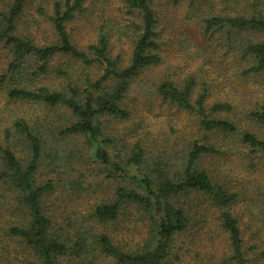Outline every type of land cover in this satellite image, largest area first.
<instances>
[{
    "label": "trees",
    "instance_id": "trees-1",
    "mask_svg": "<svg viewBox=\"0 0 264 264\" xmlns=\"http://www.w3.org/2000/svg\"><path fill=\"white\" fill-rule=\"evenodd\" d=\"M85 1H53L49 20L55 40L43 46L18 32V19L27 0L0 1V44L7 49L9 59L0 73V92L20 107V115L11 123L12 129L6 128L4 139H0V189L6 193L5 207L0 203V264H12L22 252L27 264H178V238L191 228L196 229L197 235L206 224L215 225L218 236L217 240H209L213 247L208 253L213 257L212 264H250L255 259L252 255L264 256V239L258 242L252 239L249 245L243 237L240 219L234 212L239 193L214 182L206 170L198 167L201 157L221 152L215 143H192L183 168L162 179L155 172H144L148 159L139 140L128 153L111 160L107 147L114 145V140L104 134L100 119L102 116L129 119L130 112L123 105L133 81L162 60L157 52L158 16L154 9L159 0H124L130 15L128 23L122 27L118 22H109L107 29L101 26L95 43L81 49L73 43L67 23L86 10ZM204 23L206 32L227 29L229 38L246 30L264 33V15L260 12L248 16L213 13L204 18ZM113 33L131 40V57L126 64L121 55L112 53ZM238 52L242 59L253 60L242 71L244 75L264 74V38L241 45ZM64 57L73 59L74 64L85 70L80 73L73 69V64L53 65L56 58ZM93 69L101 71L95 80L90 75ZM51 82H59V87ZM195 88L193 78L182 84L165 80L159 84L157 93L163 102L193 114L205 136L211 138L216 134L225 143L234 138L246 147L248 156L264 155V139L242 126L245 118L264 128V105L237 115L231 103L209 101L207 90L195 93ZM40 106H63L74 120L60 128H48L38 121L33 126L27 114ZM11 130L28 143L25 161L10 146ZM56 133L83 139L81 147L64 158L66 162L90 159L107 171L109 177L121 180L109 200L95 205L86 217L67 218L63 225L47 213L43 202L51 185L38 183L36 177L45 151L58 145ZM250 164L252 168L256 166ZM256 196L251 198L258 209L253 218L264 228V189L257 188ZM134 209L145 217L147 233L137 244L123 245L112 238L107 227ZM211 209L214 218L207 215ZM246 230L251 231V227L246 225ZM251 234L258 238V231ZM11 244L17 248L14 254ZM219 249L220 254L215 255Z\"/></svg>",
    "mask_w": 264,
    "mask_h": 264
},
{
    "label": "rangeland",
    "instance_id": "rangeland-1",
    "mask_svg": "<svg viewBox=\"0 0 264 264\" xmlns=\"http://www.w3.org/2000/svg\"><path fill=\"white\" fill-rule=\"evenodd\" d=\"M53 1L27 0L18 19L19 34L29 37L39 46L54 42L55 35L49 20ZM85 7L86 10L82 14L67 23L73 43L81 49L95 43L101 26L107 29L109 22H118L123 27L130 19L124 0H86ZM154 9L158 16L157 52L162 60L144 70L133 81L123 105L130 112L129 119L101 117L104 134L114 140V145L107 147L110 158L117 160L118 155L128 153L133 143L139 140L148 159L144 172H155L157 178L162 179L166 176L172 177L183 168L192 143H215L221 152L201 157L198 167L206 170L214 182L239 193L234 212L240 219L243 237L249 245L252 239L258 242L264 239V228L253 218L258 209H255L251 198H258L257 188L261 191L264 189V155L248 156L246 147L234 138L225 143L226 141L216 134L211 138L205 136L197 118L173 104L163 102L157 88L165 80L182 84L187 78H193L196 80L195 93L207 90L209 101H227L234 106L237 115L263 106L264 74L244 75L242 71L251 66L253 60L248 57L242 59L238 50L245 43L262 41L264 33L246 30L233 33L229 38L227 29L214 33H211L212 30L206 32L204 18L213 13L248 16L260 12V15H264V0H159L154 3ZM131 50L130 38L113 33L112 53L114 56L121 55L123 64L129 61ZM8 61V51L0 44V73L4 71ZM74 63L73 59L67 57L53 61V65L63 67L73 64V69L80 73L85 70ZM93 70L90 75L91 79L95 80L101 75V71ZM51 84L59 87V82ZM17 115H20V107L0 92L1 140L4 139L5 129H12L11 123ZM27 115L31 125L34 126L38 121L48 128H60L74 120L70 111L63 106H40L35 110L30 109ZM242 126L249 127L264 139V128L260 125L251 124L244 118ZM55 139L58 145H51L55 148L50 147L45 151L36 177L38 183L51 185L43 202L47 213L56 223L63 225L67 218L86 217L94 210L95 205L109 200L121 180L109 177L107 171L90 159H84L82 162H77L76 159L68 162L64 160L71 157V151L75 152L81 147L83 139H71L57 133ZM9 140L15 154L25 161L29 154L26 139L11 130ZM250 162L256 166L252 168ZM5 200L6 193L0 189V203L4 207ZM192 204L194 203L190 205ZM212 210H208L207 215L214 218ZM246 225L251 227V231L246 230ZM147 229L145 217L135 209L107 227L112 238L123 245L137 244L146 236ZM214 229L215 225L206 224L204 230L197 235L194 234L195 228L181 235L177 240L180 253L178 264H212L210 258L213 257L209 254L213 247L210 246L209 240L218 239ZM252 231H258L257 239L252 237ZM10 246L14 254L17 248L13 244ZM220 252L219 249L215 255ZM252 257L255 259L250 264H264L263 255ZM27 262L22 252L20 258L14 259L12 264Z\"/></svg>",
    "mask_w": 264,
    "mask_h": 264
}]
</instances>
